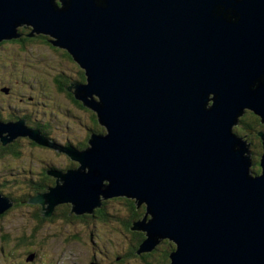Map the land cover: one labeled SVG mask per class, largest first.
I'll return each instance as SVG.
<instances>
[{"label": "water", "instance_id": "obj_1", "mask_svg": "<svg viewBox=\"0 0 264 264\" xmlns=\"http://www.w3.org/2000/svg\"><path fill=\"white\" fill-rule=\"evenodd\" d=\"M58 1L0 0V42L25 25L54 38L83 70L74 97L105 134L66 151L23 121L0 123L2 145L24 132L79 163L46 171L61 186L26 203L49 217L56 204L78 215L98 195L133 198L150 215L131 227L146 232L135 254L166 239L170 264H264V131L252 179L232 128L246 111L264 126V0ZM10 206L0 197V213Z\"/></svg>", "mask_w": 264, "mask_h": 264}, {"label": "rangeland", "instance_id": "obj_2", "mask_svg": "<svg viewBox=\"0 0 264 264\" xmlns=\"http://www.w3.org/2000/svg\"><path fill=\"white\" fill-rule=\"evenodd\" d=\"M20 27L14 31V39H16L14 42L12 41L14 39L0 42V84L3 87L6 85L12 87L11 96L8 97L2 94V87L0 99L6 100V105H9L13 115L16 111L18 117L14 119V123L23 121L24 128L31 122L39 124V129L47 135V140L59 148H68L67 143L69 142L73 145L83 143L90 138L89 135L94 131L104 133L103 126L96 122L94 126L93 111L78 107L65 95V92L59 91L54 85L55 79L59 75L67 77L69 81L79 79L78 73L81 69L79 70L75 62H71L63 54L64 49L48 44L40 35L48 39L49 42L54 41V38L45 34H35L30 26L25 25L22 28H30L28 33L24 31L27 37L37 36L31 40L25 39L23 38L24 34L18 31ZM22 38L25 41H17ZM69 84L66 88L73 92L76 90L75 88L83 85L73 82H69ZM13 92L14 96H12ZM5 111L6 106H0L2 119H5L3 118ZM244 115H246V124L242 120ZM244 115L240 118V123H236L232 128L236 133L235 129L241 126L242 131L237 132V135L242 137L244 144L249 143L248 139H251V145L256 144L255 137L264 131V126L262 125L263 128L257 131L253 123L254 114L246 111ZM250 115H252L251 118ZM28 126L31 127L29 124ZM252 129H255V132ZM40 130L36 131L39 135L42 134ZM5 135L7 133L1 134V137H5ZM15 139V149L0 153V197L11 203L9 208L0 213L2 214L0 215V264H106L109 262L141 264L139 257L144 253L138 254L136 258L135 255L127 256L129 249L137 245L138 238L133 241L134 236L130 231L122 233L120 223L122 224L126 216V222L146 224L150 218L146 211L137 215L140 221H133L134 213L127 212V205H116L117 212H114L109 204L106 205L105 211L111 218L106 217V219L98 221L96 219L95 221L94 219L82 220L80 217L87 215L86 213L78 215L70 213L71 205L64 203L55 205L57 217L50 219V216H45L44 220L40 217L38 219V215L45 213L46 205L27 204L26 202L29 196L33 198V189L40 186V181L44 183L46 176L43 174V170L61 173L60 170L65 169L66 164L72 163V170H76L79 168V163L67 158L61 152L57 153L26 137H15L13 140ZM259 142L261 143L260 139ZM89 147L88 144L87 148ZM260 150L252 147L245 153L251 154L253 166L250 171L252 174H255L253 171L257 166L255 158L260 160L262 147ZM256 151L259 153L257 156ZM258 162L257 160L256 163L258 164ZM83 173H87L86 167H84ZM50 178L55 182L56 178L51 176ZM57 184L61 186L58 181ZM107 184V181H101V185ZM48 190L46 189L36 196L45 195ZM97 198L102 203L103 198L100 195ZM116 198L122 197H111L104 200ZM123 199L129 202L135 200L127 197ZM124 202L122 200V203ZM142 205L145 206L143 203ZM37 207H41L40 212H37ZM66 210L74 221H64L63 215ZM134 232L140 235L146 234L145 231ZM159 244L160 242L154 248L158 249L156 252H152L154 249L148 252L153 253V258H148L152 262H154L153 260L159 261L158 258L161 257L164 248L172 252L175 250V247H169L170 244L167 242H163V246ZM122 256L126 257L125 261L117 263Z\"/></svg>", "mask_w": 264, "mask_h": 264}, {"label": "trees", "instance_id": "obj_3", "mask_svg": "<svg viewBox=\"0 0 264 264\" xmlns=\"http://www.w3.org/2000/svg\"><path fill=\"white\" fill-rule=\"evenodd\" d=\"M58 4H60L59 3V1L57 2ZM9 41H11V40H9ZM13 42L15 41V40H12ZM17 41H19L18 39H17ZM23 41H25V40H23ZM4 42H6V41H4ZM52 45V44H51ZM63 54L71 61V62H75L73 59H72V57L67 53V51L66 50H64L63 51ZM75 64L78 66V68H79V70L81 69L80 67H79V65L75 62ZM78 77L80 78V80H81V82L83 83V84H85L86 83V76H85V74H84V72H83V70L81 69L80 70V72L78 73ZM75 80V79H74ZM73 80H71V81H69L68 79H67V77H64V76H62V75H59V76H57L56 77V79H55V82H54V85H55V87H57V89L59 90V91H62V92H65V95L66 96H68L71 100H72V102L75 104V105H77L78 107H81V105H82V102L81 101H78L77 99H75V97H74V94H73V92H69L68 91V89L66 88V86H68V85H70L69 84V82H72ZM70 93H72V94H70ZM79 103H78V102ZM80 103H81V105H80ZM83 106V105H82ZM84 108H86V107H84ZM90 110V109H89ZM252 114V113H251ZM94 115H95V118L93 119V122H94V126H95V122L98 124V125H100V123L98 122V120H97V117H96V114L94 113ZM251 116L252 115H250V118H251ZM254 119H253V123H254V126H256L255 128L257 129V131H259V130H261L262 128H263V126H262V124L260 123V118L259 117H257V116H255L254 115ZM245 118H246V115H244L243 116V122L245 123ZM246 124V123H245ZM37 127L39 128V124H37ZM242 128L241 127H238L237 129H235L236 130V134H238L237 132H241L242 130H241ZM255 130V129H254ZM253 129H252V131H254ZM98 132V131H97ZM255 132V131H254ZM253 132V133H254ZM240 136V135H239ZM14 141V140H13ZM12 141V142H13ZM255 141V140H254ZM253 141V142H254ZM257 141H259L258 140V138H257ZM257 141H255V143L256 144H254L253 143V148H255L256 150H259V151H261L260 150V145H259V142H257ZM88 143V142H87ZM252 143V142H251ZM8 145H10L9 147L10 148H14L15 146H16V144H14L13 145V143L11 144V142L8 144ZM7 146V145H6ZM84 146V145H83ZM5 146H2L1 145V149H2V151H0V153H2V152H4V150L5 149H7V148H4ZM87 147H88V144H87ZM82 148V147H81ZM84 149V148H83ZM87 149V148H86ZM86 149H84V150H86ZM84 150H82V151H84ZM5 152H7V151H5ZM258 151H256V156L259 154V153H257ZM252 155H254V154H252ZM253 159V158H252ZM259 161V159H257V158H255V161ZM257 166L253 169V171L255 172V174H259V172H260V168H259V166H258V164L257 163H255ZM71 166V164L70 165H68V167H70ZM49 179V180H48ZM41 184H43V185H41L40 184V186L39 187H37V188H34L33 190H34V192H33V195H32V197H34V196H36L37 194H39L40 192H44L45 190H46V187L45 186H49V187H53L54 185H55V183H54V181L50 178V177H46L45 178V180H44V183H42V182H40ZM48 184V185H47ZM40 188V189H39ZM28 200L29 199H31V196H29L28 198H27ZM122 200H124L125 202L124 203H122ZM120 202V203H119ZM16 203H17V201H16ZM110 204V206H111V208H113L114 209V212H117V209H116V205H120V204H123L122 206H124V204H125V206L127 205L128 206V211L127 212H131V213H134V220L133 221H139V217L137 216V215H139L140 213L141 214H143V213H145V211H146V207L144 206V205H141V207H139V209L137 208V206L135 205V203H134V201L133 202H129L128 200H125V199H123V198H116V199H111V200H103L102 201V203H100V207L99 208H95V209H93L92 210V212L91 213H86L87 215H85V216H90V217H88V218H90L89 220H93V219H96L97 221L99 220V219H106V217L107 218H111L110 216H107V214H106V205H109ZM61 206V205H60ZM39 208H40V210H41V207H37V212H39ZM112 209V210H113ZM7 212V211H6ZM5 212V213H6ZM56 212H57V207H55L54 208V211L52 210V212H51V214H50V218H51V216H56L57 217V215H56ZM126 214V213H125ZM0 215H2V214H0ZM37 215H38V213H37ZM64 217V221H67V222H70V221H73V219H72V216H70L69 215V212H67L66 211V213H64V215H63ZM84 215H82L81 217H83ZM42 219V220H44V216L42 215V213H41V215H38V219H40V218ZM126 217V216H125ZM125 217H124V221H122V224L120 223V226H121V228H122V233L123 232H126V231H130L131 232V234L135 237H133L132 239H133V241H134V239H136V238H138L139 239V241L137 242V245H135L134 246V248H130L129 249V253L127 252V256H134L135 255V258H136V256H138V255H136L135 254V252H136V250H137V248L139 247V245L144 241V239H145V235H140L139 233H137V232H134L133 233V231L131 230V227L133 226V224L131 223V222H126L125 221ZM130 241H131V239H130ZM162 243L163 242H167L168 244H170V246L169 247H175V245L172 243V242H170V241H168V240H166V239H164V240H162L161 241ZM160 242V243H161ZM139 243V244H138ZM162 243H161V245H162ZM172 249H174V248H172ZM171 249V250H172ZM170 253H172V251H170V250H168L167 248H164V251H163V254H162V260H161V262H162V264H170V262H171V260H170V257H169V255H170ZM125 256V255H124ZM125 258L126 257H124L123 258V256L120 258V260L117 262V263H120V262H124L125 261Z\"/></svg>", "mask_w": 264, "mask_h": 264}, {"label": "flooded vegetation", "instance_id": "obj_4", "mask_svg": "<svg viewBox=\"0 0 264 264\" xmlns=\"http://www.w3.org/2000/svg\"><path fill=\"white\" fill-rule=\"evenodd\" d=\"M57 2H58V0H57ZM22 27H24V26H22ZM22 27H20V29L18 30L20 33H22V34H24V31H27V33L30 31V28L29 27H26V28H22ZM37 37V36H36ZM36 37H27L26 36V33L24 34V36H23V38H25V39H33V38H36ZM40 37L41 38H43L44 39V41L45 42H48V44H50L51 45V43L49 42V40L48 39H46V38H44V37H42V35H40ZM18 39L19 40V42H21V40H25V39ZM14 40H16V39H14ZM1 73V72H0ZM73 83H79V84H83L82 82H81V80H80V78L79 79H75V80H73L72 81ZM73 85V84H72ZM3 86H1V84H0V89L2 88ZM73 87V86H72ZM11 89V90H10ZM4 90V91H3ZM69 92H73V91H71V90H68ZM2 94H5V95H7V97L8 96H11V92H12V87L10 86V85H6L5 87H3L2 88ZM70 94H72V93H70ZM12 96H14V92H13V95ZM78 102V101H77ZM79 103V102H78ZM7 103H6V100H2V99H0V106L2 107V106H6V111L4 112L5 113V117H3V118H5V119H2V117H1V114H0V122L2 123V124H6V123H14V119L16 118V117H18V116H16V111H14V115L11 113V110H10V108H9V105H6ZM80 105H81V103H80ZM81 107H83L84 108V106H82L81 105ZM80 107V108H81ZM87 109V108H86ZM5 110V109H4ZM1 113V112H0ZM9 113V114H8ZM244 123V122H243ZM28 124L29 125H31V127L30 126H28ZM28 124H26L25 125V128L28 130V131H32L33 129L35 130V131H39L40 129L37 127V124L36 123H33V122H31V123H28ZM241 127V126H240ZM242 128V127H241ZM16 132V131H15ZM40 132L42 133L40 136H42L43 138H45L46 140H47V135L46 134H44L41 130H40ZM104 133H105V131H104ZM104 133H100V132H97V131H94L91 135H89V137H91L92 135H103ZM23 134L24 135H22L23 137H26V138H28V139H30L29 138V136H27L24 132H23ZM249 135V134H248ZM253 137H255V136H253ZM256 139H257V137H255ZM31 140V139H30ZM249 140V143H250V145H251V139H248ZM253 140V139H252ZM259 140V139H258ZM9 141V140H8ZM13 139L11 138V143H13V145L14 144H16V139L13 141ZM89 141V138L85 141V142H83V143H75L74 145L71 143V142H69V143H67L68 144V149L66 150V151H72V150H69L70 148H72V149H74L75 151H79V152H81L82 150H84V149H86L87 148V142ZM257 142H259V141H257ZM10 142H8L6 145H2V146H5L4 148H7V149H5L4 151H11V150H13V149H15L16 148V146L14 147V148H10L9 146L10 145H8ZM84 145V146H83ZM259 145H260V149H261V143L259 142ZM82 147V148H81ZM253 147V145H251V148ZM47 148H49V147H47ZM84 148V149H83ZM61 150V149H60ZM1 151H2V149H1ZM66 151H62L61 150V153H63L64 152V156H66L67 158H69V155L66 153ZM66 154V155H65ZM70 159V158H69ZM257 161H255V163H256ZM70 164H72V163H68V165H70ZM68 165L66 164V167H64L65 169H63V170H60L61 171V173H58V176L59 177H61L64 173H67L68 171H72V166H70V167H68ZM49 168V167H48ZM75 168V167H74ZM51 169V168H50ZM45 171L46 170H43V174L46 176V177H50V176H48L46 173H45ZM61 175V176H60ZM45 180V179H44ZM44 182V181H43ZM55 183V185L53 186V187H55L56 185H57V182H54ZM41 185H43V184H41ZM46 187V189L48 190V189H50V188H52V187H47V186H45ZM135 203V202H134ZM135 205L137 206L138 205V203L136 204L135 203ZM60 206V205H59ZM62 206V205H61ZM139 207H141L140 205H138L137 206V208H139ZM53 211H54V209H53ZM66 211H68V210H66ZM39 212H40V208H39ZM53 217H55V216H51V218L50 219H52ZM88 217H90V216H83V217H80L82 220L84 219H87V220H89L90 218H88ZM73 218V217H72ZM74 218H76V217H74ZM78 220H79V218H77ZM74 221V220H73ZM94 221H95V219H94ZM134 224V223H133ZM139 241V239H137L136 240V242H138ZM162 241V240H161ZM160 241V242H161ZM169 241V240H168ZM162 243V242H161ZM161 243L159 244L160 246H163V245H161ZM139 244V243H138ZM158 249H154V251H152V252H156ZM144 253L143 255H140L141 257H139V262L141 263V264H162V262H161V260H162V255H161V257L160 258H158L159 259V261H156V260H153L154 262H152L151 260H149V259H151V258H153V253ZM163 254V253H162ZM136 255H138V254H136ZM149 258V259H148ZM117 262V261H116ZM106 264H114L113 262H109V263H106Z\"/></svg>", "mask_w": 264, "mask_h": 264}, {"label": "bare ground", "instance_id": "obj_5", "mask_svg": "<svg viewBox=\"0 0 264 264\" xmlns=\"http://www.w3.org/2000/svg\"><path fill=\"white\" fill-rule=\"evenodd\" d=\"M81 86V85H80ZM9 114V113H8ZM92 119V118H91ZM258 137V136H257ZM259 139H260V137H258ZM239 140L242 142V141H244L243 139H242V137H239ZM261 140V139H260ZM261 147H262V142H261ZM250 148H251V145H250V143H246V147H244V149L246 150V151H249L250 150ZM244 158H246L247 160H248V162H249V164H248V167H247V175L250 177V178H252V179H254V177H257V176H260V174H261V167H260V165H259V162H258V166H259V168H260V172H259V174H252L251 173V171H250V169H251V167L253 166V163H252V161H251V156L250 155H247V154H243L242 155ZM250 160V161H249ZM250 163H251V165H250ZM61 164V163H60ZM49 180V179H48ZM41 182V181H40ZM48 185V184H47ZM40 189V188H39ZM33 195V194H32ZM122 198H124V197H122ZM131 199V198H130ZM135 201V200H134ZM142 205V204H141ZM140 205V206H141ZM57 215V214H56ZM146 218H147V216H146ZM55 220V219H54ZM140 221V220H139ZM142 221V220H141ZM143 233V232H142Z\"/></svg>", "mask_w": 264, "mask_h": 264}, {"label": "clouds", "instance_id": "obj_6", "mask_svg": "<svg viewBox=\"0 0 264 264\" xmlns=\"http://www.w3.org/2000/svg\"><path fill=\"white\" fill-rule=\"evenodd\" d=\"M242 130V129H241ZM238 137H240L239 135H238ZM250 154V153H249ZM250 156H251V154H250Z\"/></svg>", "mask_w": 264, "mask_h": 264}]
</instances>
